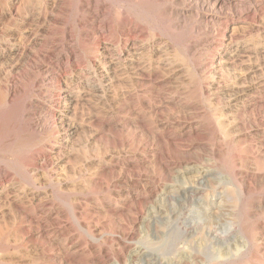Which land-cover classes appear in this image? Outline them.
I'll use <instances>...</instances> for the list:
<instances>
[{"label": "rangeland", "instance_id": "374dc122", "mask_svg": "<svg viewBox=\"0 0 264 264\" xmlns=\"http://www.w3.org/2000/svg\"><path fill=\"white\" fill-rule=\"evenodd\" d=\"M206 1L0 0V264H97L106 255L119 264L127 243L124 262L146 264L130 258L141 244L123 239L122 211L142 193L127 181L159 188L155 209L206 171L220 186L197 197L192 215L211 204L226 222L221 235L240 222L250 240L238 233L219 244L201 229L187 243L164 240L160 259L176 264L194 242L212 264H264V0L221 9ZM174 149L191 163L177 166ZM158 151L172 181L155 180Z\"/></svg>", "mask_w": 264, "mask_h": 264}, {"label": "bare ground", "instance_id": "6f19581e", "mask_svg": "<svg viewBox=\"0 0 264 264\" xmlns=\"http://www.w3.org/2000/svg\"><path fill=\"white\" fill-rule=\"evenodd\" d=\"M247 0H207L206 4L211 5L214 8L221 9L224 8L228 3L234 4V3H245ZM257 1V0H256ZM192 3V2H190ZM243 5V4H242ZM226 8V7H225ZM205 17V16H204ZM123 18V17H122ZM95 20V19H94ZM227 20V19H226ZM125 21V20H124ZM129 23V22H128ZM125 25V24H124ZM133 25V24H132ZM132 27V26H131ZM230 27V26H229ZM124 28V27H123ZM125 30V29H124ZM123 30V31H124ZM231 31V30H230ZM122 33V32H121ZM126 33V32H125ZM231 33V37H232ZM100 35V34H99ZM219 35V34H218ZM129 36V35H128ZM227 36V35H225ZM132 38V37H131ZM99 39V37H98ZM232 39V38H230ZM229 41V40H228ZM98 43V42H97ZM124 43V42H123ZM100 44V43H99ZM229 44V43H228ZM231 44V43H230ZM134 45V44H133ZM107 46V45H106ZM227 46V44H226ZM105 48V47H104ZM106 49V48H105ZM129 49V48H128ZM107 50V49H106ZM130 51V50H129ZM95 52V51H94ZM102 54V53H101ZM212 58V57H211ZM223 61V60H222ZM221 64V62H220ZM147 66V65H146ZM214 66V65H213ZM104 68V67H103ZM214 68V67H213ZM217 68V66H216ZM44 67L42 65L37 66V72H42ZM109 70V69H108ZM46 71V70H45ZM148 71V70H147ZM151 71V70H150ZM107 72V71H106ZM109 72V71H108ZM112 72V71H111ZM44 75V74H43ZM105 75V74H104ZM143 76V75H142ZM158 76V75H157ZM48 81H52L55 83V85H61L62 82V77L61 75H53L50 77L48 75L47 77ZM150 78V77H149ZM157 78V77H156ZM43 79V78H42ZM46 80V79H45ZM44 80V81H45ZM45 83V82H44ZM11 86V85H10ZM40 86V85H39ZM42 87V86H41ZM9 88V87H8ZM17 88V87H16ZM9 91V89L7 90ZM11 92V90H10ZM16 92V91H15ZM40 92V91H39ZM67 92V91H66ZM12 93V92H11ZM14 93V92H13ZM7 94V93H6ZM16 94V93H15ZM12 95V94H11ZM14 95V94H13ZM59 95V94H58ZM69 94L64 93L63 96L60 95V99L63 98L65 101H67V98ZM7 96V95H6ZM63 100V102H64ZM62 101V100H61ZM72 102V101H70ZM67 103V102H66ZM185 103V102H184ZM237 103V102H236ZM182 104V103H180ZM70 105V104H69ZM189 106V104H188ZM227 106V105H226ZM237 106V105H235ZM238 107V106H237ZM230 108V107H229ZM243 108V107H242ZM184 109V108H183ZM196 109V108H194ZM241 109V108H240ZM67 110V109H66ZM197 110V109H196ZM162 111V110H161ZM186 110H183V112ZM224 111V110H223ZM237 112V111H236ZM64 113V111H63ZM228 113V112H227ZM187 114V113H186ZM199 114V113H198ZM199 116V115H198ZM225 116V115H224ZM223 117V116H222ZM60 122L64 125V119L58 117ZM187 119V118H185ZM54 124L58 123L57 116H54ZM52 120V121H53ZM101 120V118H100ZM105 120V119H104ZM37 123V122H35ZM66 124V123H65ZM70 124V123H69ZM98 124V123H97ZM107 124V123H106ZM182 124V123H181ZM196 124V123H195ZM102 125V124H100ZM116 126V123L114 124ZM188 125V124H187ZM35 126V125H32ZM37 126V125H36ZM56 126V125H55ZM62 126V125H61ZM113 126V125H112ZM57 127V126H56ZM63 127V126H62ZM61 127V128H62ZM66 129L68 132L70 131V126L65 125ZM184 127V126H183ZM202 127V126H201ZM211 127V126H210ZM226 127V126H225ZM36 128V127H34ZM78 128V127H77ZM114 128V127H113ZM141 128V126H140ZM143 128V127H142ZM204 128V127H203ZM201 128V129H203ZM64 129V128H63ZM115 129V128H114ZM113 129V130H114ZM117 129V128H116ZM151 129V128H150ZM183 129V128H182ZM205 129V128H204ZM39 130V129H38ZM41 130V129H40ZM75 130V129H74ZM73 130V131H74ZM144 130V129H143ZM158 130V129H157ZM194 130V129H193ZM28 131V130H27ZM34 131V130H33ZM32 131V132H33ZM226 131V130H225ZM209 132V131H208ZM144 133V132H143ZM170 133V132H169ZM183 133V132H182ZM188 133V130H187ZM226 133V132H225ZM172 134V133H171ZM190 136L191 135H196V136H207L209 135L208 133L204 131H193L192 133H188ZM220 134V133H219ZM72 135V134H71ZM147 135V134H146ZM176 135V134H174ZM185 135V134H184ZM204 135V136H203ZM222 135V134H221ZM225 135V134H224ZM149 136L151 137L152 141H158L160 139L158 134L154 133H149ZM161 136V135H160ZM199 136V137H200ZM158 137V138H157ZM162 137V136H161ZM144 138V137H143ZM163 138V137H162ZM213 138V137H212ZM188 139V137H187ZM208 139V138H207ZM219 139V138H217ZM225 139V136H224ZM223 139V140H224ZM143 140V139H142ZM167 142H170L171 139L168 138ZM185 140V139H184ZM190 140V139H189ZM222 140V141H223ZM174 141V140H173ZM179 141V140H178ZM199 141V140H198ZM197 141V142H198ZM205 141V140H204ZM166 142V143H167ZM188 142V140L186 141ZM192 142V141H189ZM200 142V141H199ZM144 143V142H143ZM221 143V142H220ZM183 144V143H182ZM185 144V142H184ZM192 144V143H190ZM205 144V143H204ZM217 144V143H216ZM221 145V144H220ZM237 145V144H236ZM153 146V145H152ZM163 146V145H162ZM170 146V145H169ZM196 146V145H195ZM194 146V147H195ZM214 146V145H212ZM154 147V146H153ZM172 147V146H171ZM170 147V148H171ZM198 147V146H197ZM215 147V146H214ZM163 148V147H162ZM169 148V149H170ZM223 148V147H222ZM228 148V147H227ZM206 149V148H205ZM205 149H202L203 152ZM208 150L210 148L207 147ZM155 150V149H154ZM189 150V149H188ZM226 150V149H225ZM157 151V150H156ZM162 151V150H161ZM193 151V150H192ZM211 151H215L214 149H211ZM218 151V150H217ZM187 151L181 152L179 149H174V151L171 152L172 155H174V162L177 166L182 167V165H187L191 163V159L187 157ZM196 152V151H194ZM199 152V151H198ZM202 152V151H201ZM239 152V151H238ZM156 153V152H155ZM165 153H169L165 150ZM192 153V152H190ZM221 153L219 154V158L221 157ZM200 154V153H198ZM224 154V153H223ZM226 154V153H225ZM161 152L158 151L156 154H154L153 159L156 164L160 168V171L157 173V176L155 177V180H160V179H167L171 180L174 174L172 170V166H167L166 163L160 159ZM163 155V154H162ZM194 155V154H193ZM196 155V154H195ZM209 155V154H208ZM211 155V154H210ZM164 156V155H163ZM162 156V157H163ZM203 156V155H202ZM205 156V155H204ZM213 156V155H212ZM46 157V156H45ZM169 157V156H168ZM209 157V156H208ZM207 157V158H208ZM237 157V156H236ZM239 157V156H238ZM198 158V157H197ZM216 158V157H215ZM224 158V157H223ZM165 159V158H164ZM167 159V158H166ZM194 159V158H193ZM204 159V158H203ZM235 159V158H234ZM222 161V160H221ZM106 162V161H104ZM147 162V161H146ZM150 162V161H149ZM214 162V161H213ZM237 162V161H236ZM111 163V161H110ZM114 163V162H113ZM223 163V162H222ZM109 164V163H108ZM150 164V163H149ZM221 164V163H220ZM153 165V164H152ZM138 166V165H137ZM106 167V166H105ZM114 167V166H113ZM139 167V166H138ZM151 167V166H150ZM189 168V167H187ZM192 168V167H190ZM225 168V167H224ZM227 168V167H226ZM104 169V168H103ZM152 169V168H151ZM209 169V168H208ZM101 170V168H100ZM181 170V169H180ZM192 170V169H190ZM205 170V169H204ZM203 170V171H204ZM207 170V169H206ZM134 171V170H133ZM175 171V170H174ZM198 171V170H197ZM196 172V171H195ZM122 173V172H121ZM179 173V172H178ZM181 173V172H180ZM239 173V172H238ZM125 174V173H124ZM130 174V173H129ZM136 174V173H135ZM174 174V175H173ZM113 175V173H112ZM123 175V174H122ZM96 176V175H95ZM114 176V175H113ZM149 176V175H148ZM214 175L210 173V171H206L204 173H197V181H185L180 182L179 185L175 186L174 190L172 192H167L165 194V198H159L160 199V204L155 207V209H150V204H152L151 198L157 194V189L159 188H145L141 186V182L139 181H127V184L130 183L133 185V188H137L138 190H142V193L138 196H132L130 198V201L132 203V206L129 208H124L122 213H125L124 211H128V213L125 214V217L128 221V227L127 230L124 231L123 233V239L125 241H135L136 244H141L140 251L137 253H133L131 255L132 261L139 259L142 255L147 257L146 259V264H164L162 260L160 259V256L164 253V240L167 243H187L189 240V237L195 236L198 234L199 230L204 229L206 232V239L210 240L211 242H218L219 244H224V243H229L232 238H235L241 234V236H246L247 239L250 240V236L248 231L245 230V228L242 226V224L239 222L237 224L233 223V230L231 231L232 233L226 234L225 236L220 234L221 228L223 225L225 226V219H216L217 217L215 214L213 215L211 211V204H205V206L202 208V211H200L199 214L192 215L194 211L197 209L195 207V201L199 195H203V193L207 190H214L218 189L220 186V180L215 182V178H213ZM110 177V176H109ZM141 177V176H140ZM154 177V175H153ZM240 177V176H236ZM150 178V177H149ZM182 178V177H181ZM102 179V178H101ZM100 179V181H101ZM114 179V178H113ZM118 179V178H117ZM140 179V178H139ZM138 179V180H139ZM146 179V178H145ZM240 179V178H238ZM104 180V179H103ZM108 180V179H107ZM128 180V179H127ZM113 181V180H112ZM111 181V182H112ZM123 181V180H122ZM154 181V180H153ZM165 181V180H164ZM172 181V180H171ZM121 182V181H120ZM166 182V181H165ZM244 182V181H243ZM242 182V184H243ZM143 183V182H142ZM104 185V183H102ZM159 184V183H158ZM160 185V184H159ZM157 185V187L159 186ZM246 186V185H245ZM244 186V187H245ZM103 188V187H102ZM101 188V189H102ZM122 188V187H121ZM126 188V187H124ZM263 188V187H262ZM105 189V188H104ZM107 189V188H106ZM120 190V189H119ZM131 190V189H130ZM237 190L242 194L243 192V187L239 184L237 185ZM111 192V191H110ZM250 194V193H249ZM112 195V194H111ZM157 196V195H156ZM111 197V196H110ZM164 197V196H163ZM115 198V197H114ZM155 198V197H154ZM251 199V198H250ZM156 200V199H155ZM115 201V200H114ZM113 201V203H114ZM109 203V202H107ZM126 203V202H125ZM38 204V203H37ZM110 204V203H109ZM246 204V203H245ZM118 205V204H117ZM123 205V204H122ZM126 206V205H125ZM40 207V206H39ZM44 207V206H43ZM109 207V206H108ZM247 208V207H246ZM44 209V208H43ZM42 210V209H41ZM246 211V210H245ZM243 212V209H242ZM105 213V212H104ZM191 213V216H188ZM113 214V213H112ZM246 214V213H245ZM47 215V214H46ZM50 215V214H49ZM221 215V214H219ZM107 216V215H106ZM105 216V217H106ZM49 217V216H48ZM122 217V216H121ZM100 218V217H99ZM107 218V217H106ZM109 218V217H108ZM113 218V217H112ZM201 218H205V221L203 224L201 222L199 223L198 220ZM222 218V216H221ZM123 219V218H122ZM245 219V218H244ZM106 221V220H105ZM200 221V220H199ZM121 219L118 223L117 226H121L122 224L120 223ZM125 222V221H124ZM245 224V223H243ZM112 225V224H111ZM126 226V225H125ZM245 226V225H244ZM113 229V228H112ZM105 231V230H104ZM103 233V232H102ZM115 234V232H114ZM120 234V233H119ZM112 235V234H111ZM180 235L182 236V239L179 241ZM240 237V236H239ZM107 238V237H106ZM167 238V239H165ZM108 239V238H107ZM116 239V238H115ZM253 239V238H252ZM193 241V239H192ZM117 242V241H116ZM190 242V241H189ZM127 243V242H126ZM194 243V242H193ZM193 243H189L190 249H185L186 247L180 248V255L177 257L176 264H199L200 260H206V257L203 253L199 252L196 250V247H194ZM116 244V243H115ZM131 244V243H130ZM105 245V244H104ZM117 245V244H116ZM122 245V244H121ZM177 245V244H176ZM205 245V244H204ZM102 246V245H101ZM120 246V245H119ZM129 243L123 244V247L117 254V261L119 264L123 263L125 261L124 255L125 251L130 247ZM143 246V247H142ZM167 246V245H166ZM178 246V245H177ZM209 246V245H208ZM207 246V247H208ZM95 247V246H94ZM174 247V246H173ZM204 247V246H203ZM102 248V247H101ZM117 248V247H116ZM132 248V247H131ZM95 249V248H94ZM136 249V248H135ZM138 249V248H137ZM198 249V248H197ZM129 250V249H128ZM131 250V249H130ZM129 250V251H130ZM139 250V249H138ZM105 251V250H104ZM210 251V250H209ZM116 252V251H115ZM113 253V252H112ZM109 255V254H108ZM127 256V255H126ZM207 256V254H206ZM112 257V256H111ZM76 258V257H75ZM108 260V256L106 255L105 257ZM111 259V258H110ZM116 259V258H115ZM130 259V260H131ZM96 261L97 264H107L106 260L101 259L100 257H96L93 259ZM70 261V260H69ZM208 264H212L214 261H211L210 259L206 260ZM117 262V263H118ZM127 262V261H126ZM125 263V262H124ZM92 264V263H91ZM127 264V263H125Z\"/></svg>", "mask_w": 264, "mask_h": 264}]
</instances>
